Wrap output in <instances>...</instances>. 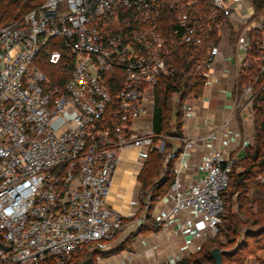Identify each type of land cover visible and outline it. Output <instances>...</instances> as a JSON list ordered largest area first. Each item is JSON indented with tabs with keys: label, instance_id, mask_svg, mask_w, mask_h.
Segmentation results:
<instances>
[{
	"label": "built area",
	"instance_id": "2783aa9c",
	"mask_svg": "<svg viewBox=\"0 0 264 264\" xmlns=\"http://www.w3.org/2000/svg\"><path fill=\"white\" fill-rule=\"evenodd\" d=\"M169 12L177 24L170 30L162 24ZM180 31L187 51L203 54L195 66L202 88L225 49L236 57L235 85L240 70L259 71L236 92L234 112L206 135L186 138L180 122L181 142L168 156L171 181L156 199L148 197L168 205L154 214L145 205L123 230L130 216L107 201L113 175L123 152L138 160L164 149V134L153 128L155 89L174 71L167 58ZM63 50L71 70L58 86L38 62L43 55L56 66ZM260 78L264 0H44L11 22L0 18V264H69L86 245L101 248L118 232V243L126 242L184 214L178 229L192 240L215 234L240 154L230 146L231 119L239 115L243 146H250ZM200 142L207 149L191 162ZM135 255L126 251L118 264H134ZM102 256L94 264H112Z\"/></svg>",
	"mask_w": 264,
	"mask_h": 264
},
{
	"label": "trees",
	"instance_id": "16d2710c",
	"mask_svg": "<svg viewBox=\"0 0 264 264\" xmlns=\"http://www.w3.org/2000/svg\"><path fill=\"white\" fill-rule=\"evenodd\" d=\"M44 0H0V18L3 22H11L15 19L23 16L27 11L33 7L41 4ZM205 4L201 2L200 5ZM174 13L169 12L165 15L162 20V24H170L168 29L177 28V24L173 23ZM167 28V27H166ZM168 32V30H167ZM166 30L163 31L165 35ZM180 31L177 35L173 45L171 46L170 54L167 61L172 64L174 71L171 75L161 79L155 89V109L153 113V128L154 132L158 135H162L166 132L167 121L169 114L171 113V94L177 93L178 107L181 106L182 100L188 95L198 97L202 91V78L195 70V66L198 58H203L201 52L195 54L187 51L185 45L180 41ZM62 61L56 66L48 64L42 55L39 60V67L49 77L52 84L62 86L64 81L67 79L71 70L72 57L68 54L67 50L62 52ZM196 71V72H195ZM257 69H242L239 71L238 84L243 87L250 78V76L258 74ZM264 84L262 78L254 85V88H260ZM237 85V84H236ZM238 92V90H237ZM254 127L255 136L251 147H247L246 155L243 157V163L241 164V170L234 173L232 170L229 174V183L226 190L222 193L224 201V212L221 218H224L226 208V193L228 188L229 194H238L237 202L238 207L246 218L252 221V225L255 229L246 231L245 236L248 238L264 235V180L255 179L256 175L264 170V87L260 93L254 99ZM176 117H179V121L176 123V133L180 134V117L182 111L176 109L174 112ZM178 120V119H177ZM161 166V155L157 150L153 149L148 153V157L145 161V168L147 170L141 172L139 176L142 184L148 183L149 178L153 175L157 176L158 169ZM171 173V170H170ZM151 176V177H150ZM158 177V176H157ZM159 184H155L156 181H152V189L154 193L151 194L152 200L156 199L163 189L169 184L171 178L168 181L167 177L163 178ZM229 222L228 227L224 228L225 236L228 238V242H234L230 236H238V232L241 231L239 224L241 220L235 219L234 215L230 214L227 217ZM245 221L244 223H247ZM242 223V224H244ZM221 223L218 225V227ZM142 230V229H141ZM220 232V231H219ZM221 232L224 233L222 230ZM259 242L260 248H264V239ZM126 242L117 243L112 248H108L106 251H93L95 257L98 253L100 254H111L118 250L123 249ZM206 244V243H205ZM205 244L200 247V250L193 256L181 261L178 264H214V261L210 255L211 248H206ZM245 243H241L232 252L223 255L224 259L229 260L231 264H243L245 255L242 253ZM257 264H264V256L256 258ZM81 264H93L94 260L91 257L84 259L80 262Z\"/></svg>",
	"mask_w": 264,
	"mask_h": 264
},
{
	"label": "crops",
	"instance_id": "0c3cea01",
	"mask_svg": "<svg viewBox=\"0 0 264 264\" xmlns=\"http://www.w3.org/2000/svg\"><path fill=\"white\" fill-rule=\"evenodd\" d=\"M236 69L235 54L228 49L218 56L214 67L213 81L203 87L198 97L187 96L183 110L181 126L186 138H195L206 135L211 128L219 125L221 121L234 112V99L236 85L231 75ZM207 119L209 125L203 123ZM230 143L233 150H237L240 143L244 142L247 135L246 129L241 125L240 117L236 113L230 123ZM207 146L200 142L188 155L191 162H199ZM137 158L125 151L113 175L111 189L107 198L108 203L130 219V224L142 213L140 198L142 184L137 171ZM195 174H190L193 177ZM163 205H168L164 200H155L150 205V214H154ZM185 214L169 224H154L140 230L134 239L126 240V247L111 254L102 256L104 262L118 264L121 257L128 250L135 251L134 264H177L196 253L191 249L197 245L202 246L214 234L205 233L202 240H192L189 230H179L178 226L184 221ZM199 221L197 220L196 223ZM95 263V260H94Z\"/></svg>",
	"mask_w": 264,
	"mask_h": 264
},
{
	"label": "rangeland",
	"instance_id": "374dc122",
	"mask_svg": "<svg viewBox=\"0 0 264 264\" xmlns=\"http://www.w3.org/2000/svg\"><path fill=\"white\" fill-rule=\"evenodd\" d=\"M236 88L238 90V93H240L242 87H241V85L238 84V81H237ZM238 93H237V95H238ZM188 96L192 97L191 95H188ZM177 98L178 97L174 96V95L171 97V113L169 114V118L167 121L166 132L162 136V140L164 141V149L162 151L157 150L158 153L161 155V166H160V169H158L159 170L158 174H157L158 177L153 175L152 177L150 176L151 179L149 178L148 183L142 184V182H141V184H142L141 194H143V197L141 196V198H140V206L142 207L141 208L142 211H143L145 205H148V204L151 205L150 204L151 201L149 200L148 197L150 194L154 193V189H152V183L154 181H157L162 176L167 177L168 181L171 178L170 170L172 167L173 158L171 156L169 158L168 156L171 154L172 149L174 147H176V145H178L181 142L180 139L177 138V133H176V129H177L176 123L179 121V117H176L174 112L176 111V109H180L183 112V104L185 102V99H183L181 106L178 107V99ZM181 120H182V116L180 117V121ZM255 135H256L255 130H253V137ZM247 147H251V146H243V143H240V145L237 147V151L240 154H239V157L236 159V161L232 167V170L234 171V173H236L242 169L241 164L244 161L243 157H245V155H246V151L248 149ZM147 157H148V154H146V157H145L144 155H141V153L138 156L136 166H137V171L139 170V176H140L141 172L143 171V169L145 168V161H146ZM146 170H147V167L144 169V172ZM255 177H256L255 179L264 180V170L262 172L258 173ZM229 189L230 188H228L227 193H226V208H225L224 218L220 222L221 225L217 228V231L215 232V234L213 236H211L210 239L206 242L205 247L211 248V249L214 247H220V248H223L225 250L233 251L235 248L238 247V245H240L243 242L246 244L242 250V253L245 255V260H244L243 264H257L258 260H256V258H258V257L261 258L264 256V248L261 249L259 246V242L263 241L262 239H264V235H260V236H256V237H250V238L249 237L247 238L245 236L244 233H246V231H248L250 229H255L256 227L252 225V221L250 219L246 218V216L239 209L238 202H237L238 194H232V195L229 194ZM230 214L234 215L235 219L241 220L242 223H244L245 221H248L247 223L239 224L241 231L238 232L237 237L236 236H230L232 239H234V242H232V243L228 242V238L225 236V232L227 230L224 229V228L228 227V225H229V222L227 221V217ZM130 224L125 222L123 230L126 229L127 225L130 226ZM222 230L224 231V233L221 232ZM120 236H122L121 232L116 233V235H114V237L112 239H110L109 241L102 242L101 248L98 247L97 245H92V244L86 245V247H84V249L82 251L78 252L77 254H75L70 259L69 264L80 263L81 261H83L84 259H87L89 257H91L92 260H95V257L93 256V251L95 249L102 252V251H106L108 248H112L114 245H117V243L120 241V238H119ZM129 237L127 236V238H129ZM126 245L127 244L125 243V245L123 247H126ZM100 255H105V254L100 253ZM223 264H231V262L229 260L224 259Z\"/></svg>",
	"mask_w": 264,
	"mask_h": 264
},
{
	"label": "water",
	"instance_id": "95a60500",
	"mask_svg": "<svg viewBox=\"0 0 264 264\" xmlns=\"http://www.w3.org/2000/svg\"><path fill=\"white\" fill-rule=\"evenodd\" d=\"M264 228V227H263ZM232 252L231 250H225L220 247H214L210 250V255L214 261V264H223V255Z\"/></svg>",
	"mask_w": 264,
	"mask_h": 264
}]
</instances>
